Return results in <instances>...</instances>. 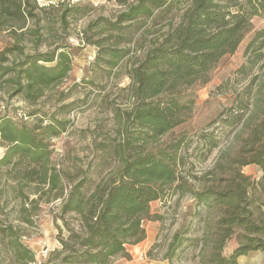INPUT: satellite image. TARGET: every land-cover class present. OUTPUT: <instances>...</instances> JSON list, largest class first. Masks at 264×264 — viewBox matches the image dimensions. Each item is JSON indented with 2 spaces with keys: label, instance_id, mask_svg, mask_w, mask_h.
<instances>
[{
  "label": "rangeland",
  "instance_id": "obj_1",
  "mask_svg": "<svg viewBox=\"0 0 264 264\" xmlns=\"http://www.w3.org/2000/svg\"><path fill=\"white\" fill-rule=\"evenodd\" d=\"M244 1L224 0V4ZM35 3L43 10H35L37 19L29 27L38 28L40 37L27 34L19 39L23 55L14 60L16 68L26 55L60 49L69 53L71 71L58 85L44 88L40 95L35 92L37 97L30 102L21 94L16 95L15 87L0 82V118L30 127L61 122L63 130L57 136L43 137L51 150L46 170L55 168L61 182L60 189L49 191L40 183L41 168L29 166L25 157H15L12 165L0 169V264H18L10 243L14 238L34 256V262L29 264H44L59 246L57 236L66 234V225H75L72 214L62 213L70 188L81 184L88 196L95 188L117 180L122 148L125 158L132 161L180 141L175 155L180 184L195 191L203 188V183L204 187L217 188L226 178L227 169L215 172L213 166L232 145L236 116L245 113L248 104L244 89L259 74L255 66L233 78L245 61L247 34L233 54L221 58L205 83H196L186 90L194 101L186 123L153 139L126 117L133 102L128 91V72L141 60L144 49L177 22L181 4L156 10L150 19L142 18L115 30L111 24L121 9L111 1ZM65 7L70 10L62 23L60 13ZM263 26V18L252 19L253 29ZM10 44L11 37L0 33V52ZM257 46L249 53L258 51ZM111 62L116 65L111 66ZM4 152L0 143V158ZM222 162L226 166L225 158ZM241 172L254 182L263 176L256 165L244 166ZM250 195L254 219L264 226V189L256 187ZM218 216V207L205 208L191 193L169 187L162 199L150 203L149 215L142 222L144 239L127 246L128 257H115L112 264H200L206 236L208 240L213 237ZM205 229L208 235L204 234ZM239 234L236 232L226 241L224 256L238 246ZM170 244L176 248L171 263L165 259ZM238 261L264 264V251H253Z\"/></svg>",
  "mask_w": 264,
  "mask_h": 264
},
{
  "label": "trees",
  "instance_id": "obj_2",
  "mask_svg": "<svg viewBox=\"0 0 264 264\" xmlns=\"http://www.w3.org/2000/svg\"><path fill=\"white\" fill-rule=\"evenodd\" d=\"M35 1L0 0V33L8 34L12 40L0 52V82L15 87V94H21L27 102L37 97L35 92L40 95L44 88L61 83L72 67L69 53L56 49L26 55L16 68L14 60L23 55L19 39L27 34L39 35L38 28L29 27L37 19L35 10L42 9ZM107 1L121 9L111 24L115 30L142 18L150 19L156 10L174 4L182 6L177 22L144 49L141 60L128 72V91L133 102L126 117L153 139L186 123L194 103L186 90L196 83H205L221 58L233 54L247 34L245 61L233 78L255 66L259 74L244 89L248 104L245 113L236 116L233 143L213 166L212 171L220 173L227 169L226 178L217 188L204 187L203 183V188L195 191L180 184L175 157L180 141L132 161L125 158L122 148L117 180L95 188L88 196L81 184L70 188L62 213L72 214L75 225H66V234L57 236L59 246L44 264H112L115 257H128L126 247L145 237L142 222L149 215L150 203L162 199L164 191L173 186L176 191L191 193L205 208L219 209L213 237L208 240L206 236L200 264H238L239 257L264 251V226L256 223L250 199L251 190L264 189V26L252 27L253 18L264 19V0L232 5L224 4V0ZM69 10L65 7L60 13L62 23ZM256 44L258 51L249 53ZM114 65L116 62H111ZM61 125L55 121L44 126H18L9 118H0V143L5 149L0 169L12 165L15 157H25L29 166L41 168L40 183L49 191L60 189V173L45 167L51 150L43 137L57 136L63 130ZM247 165H256L263 172L259 181H251L241 172ZM236 232L240 233L239 244L224 256L222 249ZM204 234H209L206 229ZM10 243L18 264L34 262V256L19 239ZM175 249L170 244L165 258L169 263Z\"/></svg>",
  "mask_w": 264,
  "mask_h": 264
},
{
  "label": "crops",
  "instance_id": "obj_3",
  "mask_svg": "<svg viewBox=\"0 0 264 264\" xmlns=\"http://www.w3.org/2000/svg\"><path fill=\"white\" fill-rule=\"evenodd\" d=\"M238 260H239V258H238ZM238 264H239V261H238Z\"/></svg>",
  "mask_w": 264,
  "mask_h": 264
}]
</instances>
